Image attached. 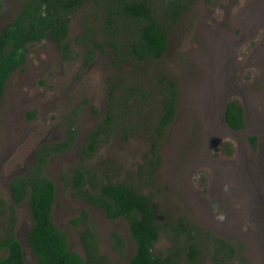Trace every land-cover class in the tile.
I'll return each mask as SVG.
<instances>
[{
    "label": "rangeland",
    "instance_id": "374dc122",
    "mask_svg": "<svg viewBox=\"0 0 264 264\" xmlns=\"http://www.w3.org/2000/svg\"><path fill=\"white\" fill-rule=\"evenodd\" d=\"M22 1L3 0L0 27L12 20ZM81 19L78 12L71 20L73 58L64 57L55 41L35 43L26 63L6 83L0 105V198L11 197V179L31 170L42 144L65 140L74 128V146L52 156L45 168L57 187L54 222L68 232L71 248L85 255L83 227L71 219L87 209L102 252L118 259L111 233L124 236L130 256L135 244L128 222L109 219L72 188L82 146L108 114V76L114 68L112 59L101 53L90 65L83 63L84 47L75 41L84 29ZM164 60L177 81L179 104L163 137L161 194L155 198L168 203L174 215L240 243L245 261L264 264V0H196L175 28ZM235 99L245 109L242 130L232 129L225 116L227 103ZM126 130L134 135L128 126ZM251 135L258 136L256 145ZM120 140L107 141L93 164L133 168L140 161L139 146L131 141L125 147ZM150 191L151 185L146 188ZM31 225L24 201L17 235L26 264H37L28 243ZM205 264H211L209 259ZM237 264H243L239 255Z\"/></svg>",
    "mask_w": 264,
    "mask_h": 264
},
{
    "label": "trees",
    "instance_id": "16d2710c",
    "mask_svg": "<svg viewBox=\"0 0 264 264\" xmlns=\"http://www.w3.org/2000/svg\"><path fill=\"white\" fill-rule=\"evenodd\" d=\"M195 3L23 0L12 20L0 27V105L9 77L26 63L35 43L55 41L64 57H74L71 20L78 12L84 29L75 41L84 47L83 63L90 65L99 53L112 59L110 108L82 146L72 188L75 196L103 210L109 219L124 218L135 244L133 253L126 256L124 236L113 231L111 247L118 259L102 252L99 235L89 225V211L84 209L71 219L73 225L83 227L82 255L71 248L68 232L55 224L57 187L45 168L52 156L74 146L77 135L71 128L65 140L42 144L31 170L11 179V197L0 198V264H26L17 235L19 208L24 201L32 214L28 243L37 264H205L207 259L211 264H237L238 255L243 264H254L245 261L240 243L174 215L168 203L155 198L161 194L163 137L177 116L179 104V87L175 77L167 73L164 58L175 28ZM3 7L0 0V22ZM225 116L232 129L246 127L241 101L230 100ZM127 126L134 135L126 134ZM113 137L123 139L124 143L120 142L125 147H130L131 141L138 144L140 161L133 168L114 162L93 164V157ZM250 140L256 145L258 136L251 135ZM116 170L117 174L111 175ZM150 185L152 191L147 193Z\"/></svg>",
    "mask_w": 264,
    "mask_h": 264
}]
</instances>
